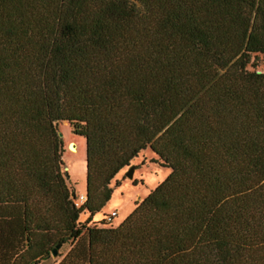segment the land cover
<instances>
[{
  "label": "trees",
  "instance_id": "16d2710c",
  "mask_svg": "<svg viewBox=\"0 0 264 264\" xmlns=\"http://www.w3.org/2000/svg\"><path fill=\"white\" fill-rule=\"evenodd\" d=\"M259 55L264 0H0V264H264ZM146 149L168 176L93 222Z\"/></svg>",
  "mask_w": 264,
  "mask_h": 264
},
{
  "label": "rangeland",
  "instance_id": "374dc122",
  "mask_svg": "<svg viewBox=\"0 0 264 264\" xmlns=\"http://www.w3.org/2000/svg\"><path fill=\"white\" fill-rule=\"evenodd\" d=\"M259 71H264V57L259 55ZM251 69V68H250ZM58 133H61L63 142V170L69 175L67 182L75 191V196L85 190V140L73 134L67 122H59L57 124ZM71 143L75 144L76 150L71 148ZM157 157L146 149L135 158L129 166L123 169L111 182L110 186L115 187V181L119 186L114 188V193L111 200L101 213L95 215L93 222L100 221L103 215L110 214L114 211L117 216L113 218L111 226L120 224L128 214L133 210L136 203L140 202L149 190L154 189L161 183L170 173L168 168L162 167ZM134 167L132 178L125 176V172L129 167ZM86 219V214L80 217L83 222ZM68 246L62 247L61 251L65 253ZM54 258V257H53ZM42 264H48L44 262Z\"/></svg>",
  "mask_w": 264,
  "mask_h": 264
},
{
  "label": "water",
  "instance_id": "95a60500",
  "mask_svg": "<svg viewBox=\"0 0 264 264\" xmlns=\"http://www.w3.org/2000/svg\"><path fill=\"white\" fill-rule=\"evenodd\" d=\"M59 135V137H61L62 136V134L61 133H59L58 134ZM71 147H72V145H71ZM133 172H134V167L133 166H131V167H129V169L125 172V176L126 177H128V178H132V176H133ZM66 179L68 180L69 179V175L68 174H66ZM75 191L73 190L72 192H71V196L74 198L75 197ZM60 244L59 245H57V247L55 248V249H53V251H52V257H56L57 256V253H58V249L60 248Z\"/></svg>",
  "mask_w": 264,
  "mask_h": 264
},
{
  "label": "built area",
  "instance_id": "2783aa9c",
  "mask_svg": "<svg viewBox=\"0 0 264 264\" xmlns=\"http://www.w3.org/2000/svg\"><path fill=\"white\" fill-rule=\"evenodd\" d=\"M85 200V194H79L77 196H75V200H74V203L76 206L80 205L83 201ZM117 216V212L114 211L110 214H106L104 220L106 222H110V221H113V218Z\"/></svg>",
  "mask_w": 264,
  "mask_h": 264
},
{
  "label": "bare ground",
  "instance_id": "6f19581e",
  "mask_svg": "<svg viewBox=\"0 0 264 264\" xmlns=\"http://www.w3.org/2000/svg\"><path fill=\"white\" fill-rule=\"evenodd\" d=\"M71 145H72L71 148L74 149V150H76V148H75V144H74V143H71ZM71 145H70V146H71Z\"/></svg>",
  "mask_w": 264,
  "mask_h": 264
},
{
  "label": "crops",
  "instance_id": "0c3cea01",
  "mask_svg": "<svg viewBox=\"0 0 264 264\" xmlns=\"http://www.w3.org/2000/svg\"><path fill=\"white\" fill-rule=\"evenodd\" d=\"M81 194H85V190H84V192H81Z\"/></svg>",
  "mask_w": 264,
  "mask_h": 264
}]
</instances>
